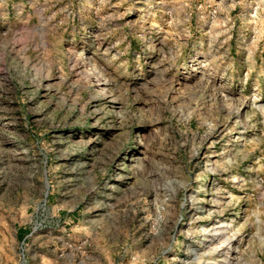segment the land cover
<instances>
[{"label":"rangeland","instance_id":"374dc122","mask_svg":"<svg viewBox=\"0 0 264 264\" xmlns=\"http://www.w3.org/2000/svg\"><path fill=\"white\" fill-rule=\"evenodd\" d=\"M0 264H264V0H0Z\"/></svg>","mask_w":264,"mask_h":264},{"label":"bare ground","instance_id":"6f19581e","mask_svg":"<svg viewBox=\"0 0 264 264\" xmlns=\"http://www.w3.org/2000/svg\"><path fill=\"white\" fill-rule=\"evenodd\" d=\"M216 229L218 230V229H220V228H216ZM211 237H212V236H211ZM211 237H209V236L207 237V236H206V238H211ZM232 237H233V236H232ZM219 239H220V237H219ZM232 241H233V238H231V239L228 238V242H232ZM209 243H210V242H209ZM226 243H227V242H226ZM232 244H233V243H232ZM221 245H222V244H220L219 246H221ZM223 245H224V244H223ZM226 245H227V244H226ZM215 248H216V247H215ZM215 250H216V249H215ZM228 252L230 253V251H228ZM226 255H228V254H226ZM228 258H229V257H228Z\"/></svg>","mask_w":264,"mask_h":264}]
</instances>
